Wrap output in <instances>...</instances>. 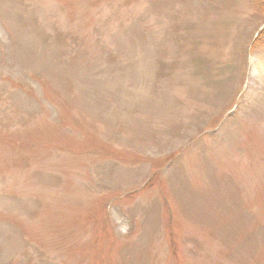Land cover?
<instances>
[{
  "label": "rangeland",
  "instance_id": "obj_1",
  "mask_svg": "<svg viewBox=\"0 0 264 264\" xmlns=\"http://www.w3.org/2000/svg\"><path fill=\"white\" fill-rule=\"evenodd\" d=\"M259 0H0V264H264Z\"/></svg>",
  "mask_w": 264,
  "mask_h": 264
},
{
  "label": "trees",
  "instance_id": "obj_2",
  "mask_svg": "<svg viewBox=\"0 0 264 264\" xmlns=\"http://www.w3.org/2000/svg\"><path fill=\"white\" fill-rule=\"evenodd\" d=\"M259 1H260V2H259V4L257 5L258 10H259L260 12L262 11V13H263V15H264V0H259ZM261 39H264V29L261 30V31L259 32V35H258V37H257V39H256V42H260Z\"/></svg>",
  "mask_w": 264,
  "mask_h": 264
}]
</instances>
